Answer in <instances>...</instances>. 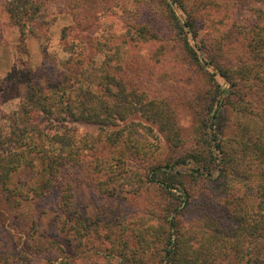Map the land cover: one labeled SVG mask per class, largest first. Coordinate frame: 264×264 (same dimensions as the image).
<instances>
[{
    "label": "rangeland",
    "instance_id": "1",
    "mask_svg": "<svg viewBox=\"0 0 264 264\" xmlns=\"http://www.w3.org/2000/svg\"><path fill=\"white\" fill-rule=\"evenodd\" d=\"M14 1L20 4L0 0L1 141L28 136L14 133L10 118L22 99L2 95L14 83L9 74L15 69L18 75L30 69L41 72L42 85L45 76L59 80L69 75L74 98L80 90L105 85L107 75L129 91L133 83L149 84L158 93L146 90V95L162 101L166 112L158 121L128 114L111 130L121 129L126 136L119 147L105 145L97 125L69 121L79 136L96 139L100 151L84 157L81 167L63 169L45 198L32 200L34 193H29L28 203H9L2 199L9 194L0 188V255L8 259L2 264L62 259L75 264H173L165 254L173 247L168 222L174 217L180 227L172 231L171 241H180L182 264H223L222 254L240 223L255 225L260 204L255 189L264 185V51L259 42L264 5L254 0H169L182 22L193 24L185 30L199 55L196 65L183 52L161 1L41 0L55 11L56 21L36 24L39 35L30 34L25 41L9 12ZM127 58L133 67L141 66L123 78ZM215 83L224 98L212 129L225 153L215 151L219 160L212 175L187 181L190 203L176 206L150 182V171L201 151L199 127L212 116L208 106ZM226 156L230 164L222 160ZM23 173L10 178V188L27 180Z\"/></svg>",
    "mask_w": 264,
    "mask_h": 264
},
{
    "label": "trees",
    "instance_id": "2",
    "mask_svg": "<svg viewBox=\"0 0 264 264\" xmlns=\"http://www.w3.org/2000/svg\"><path fill=\"white\" fill-rule=\"evenodd\" d=\"M158 1L165 5L163 8L169 16L171 26L183 42V52L194 64L199 65V55L191 45L189 34L185 30V28L192 30L193 24L182 22L169 0ZM19 2L20 4H15L14 1L15 5L10 8L9 12L12 21L21 32L23 41L30 34L39 35L38 30L35 28L36 24L51 26L55 23V11L52 12L50 8L46 7L44 1L19 0ZM174 2L179 4L178 0H174ZM254 2L264 5V0H254ZM259 12V16L264 18L263 11L259 10ZM263 34H260L259 42L264 51ZM72 61H75V59H72ZM122 63L123 78L127 77L129 70L132 71L133 69L134 72H137L141 66V63H139L133 67L131 58L123 59ZM15 70L9 74V81L14 83L6 90H2V95L3 97L10 96V98L16 96L22 99L19 111L14 112L10 118L12 126L15 128L14 133L22 132L28 136L18 138L15 142L0 140V148L4 146L0 152V188L5 194H9V196L2 197L9 203L11 201L28 203L31 200V197L27 195L29 193H34L35 198L32 200L47 197L55 187L56 180L63 169L66 167H81L84 164V157L90 156L93 158L98 150L100 151V148L97 147L98 144L95 142L96 139L79 136L75 130L68 127L69 121L97 125L100 129V135L104 139L103 143L119 147L123 144L126 136L121 129L112 132L111 130L119 126L118 122H125L128 119V114H141L146 119L158 121L162 119L166 112L162 107V101L156 98L151 99L146 95L148 94L146 90L158 93L157 90L151 89L149 84H140L137 87L133 83L134 88L129 91L124 82L117 81L107 75L105 85L99 83L98 86H95V90L93 88L86 91L80 90L74 98L70 90L72 79L69 75L59 80L58 78L55 80L45 76V84L42 85L39 82L41 72L30 69L29 73L18 75L16 73L18 71ZM220 71L222 75L229 77L230 73L228 71H223V69H220ZM212 89L208 106L212 116L199 127L201 151L191 152L186 157L178 158L173 165L152 167L150 171V182L158 185L166 196L175 202L176 206L181 204L187 206L190 203L189 192L186 188L187 181L190 178L201 179L206 174L212 175L219 160L214 155L215 151L225 153L217 132L212 129L214 120L221 116L224 91L216 83ZM20 91L25 92L22 97H20ZM41 116H43V119H41ZM44 123L47 124V127L42 128ZM132 124L140 126L136 123ZM129 129L133 130L134 128L129 126ZM208 129H211L210 133ZM129 139L133 140L131 134ZM19 145L20 147H18ZM5 146H7V149ZM223 157H225V154ZM222 160L227 164L232 162L229 156ZM190 165H195V167L189 169ZM180 167L182 169L188 168L190 172H182L179 169ZM25 169H29L30 172L23 173ZM18 172L23 173L21 175H26L25 179L27 180L24 183L20 181L21 186L17 185L14 189L10 188L8 182ZM255 190L260 199L259 214L256 216L255 225L249 227L244 223H240V231L235 230L232 233L234 237L229 240L228 247L222 254L223 264H264V185H257ZM13 196H18V199L13 200ZM168 223L170 224L171 235L168 244L173 247L172 250L168 249L166 251L165 260H171L173 264H182L180 241H171L172 231L178 232L180 227L179 219L174 217L171 223ZM235 227L236 225H233L232 229ZM247 232H251V239ZM9 239L11 240V238ZM244 239L250 241V243L246 244ZM243 245H248V249L244 250ZM11 246L12 242L9 247ZM7 261L8 259H3V256L0 255V264ZM68 261V259H62L57 263L50 264H75L73 259L70 262Z\"/></svg>",
    "mask_w": 264,
    "mask_h": 264
}]
</instances>
